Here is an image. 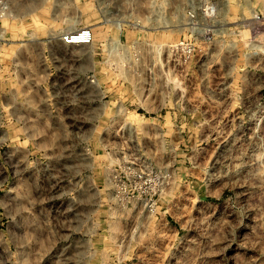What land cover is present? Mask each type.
Segmentation results:
<instances>
[{
	"label": "rangeland",
	"instance_id": "1",
	"mask_svg": "<svg viewBox=\"0 0 264 264\" xmlns=\"http://www.w3.org/2000/svg\"><path fill=\"white\" fill-rule=\"evenodd\" d=\"M0 264H264V0H0Z\"/></svg>",
	"mask_w": 264,
	"mask_h": 264
},
{
	"label": "built area",
	"instance_id": "2",
	"mask_svg": "<svg viewBox=\"0 0 264 264\" xmlns=\"http://www.w3.org/2000/svg\"><path fill=\"white\" fill-rule=\"evenodd\" d=\"M95 34L91 28H81L75 32L67 33L62 41L68 46H83L93 43Z\"/></svg>",
	"mask_w": 264,
	"mask_h": 264
},
{
	"label": "crops",
	"instance_id": "3",
	"mask_svg": "<svg viewBox=\"0 0 264 264\" xmlns=\"http://www.w3.org/2000/svg\"><path fill=\"white\" fill-rule=\"evenodd\" d=\"M64 44V43H63ZM64 45H66V44H64ZM66 46H68V45H66Z\"/></svg>",
	"mask_w": 264,
	"mask_h": 264
}]
</instances>
